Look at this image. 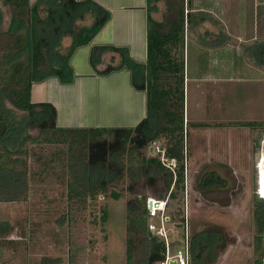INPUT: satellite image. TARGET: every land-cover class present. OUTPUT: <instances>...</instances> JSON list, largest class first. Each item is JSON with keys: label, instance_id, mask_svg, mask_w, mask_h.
Listing matches in <instances>:
<instances>
[{"label": "rangeland", "instance_id": "obj_1", "mask_svg": "<svg viewBox=\"0 0 264 264\" xmlns=\"http://www.w3.org/2000/svg\"><path fill=\"white\" fill-rule=\"evenodd\" d=\"M155 4L157 11L153 17L159 21L170 20L180 8L185 14L200 13L192 12L187 0H161ZM90 22L86 16L79 25L88 26ZM187 34L183 51L185 119L202 126L186 128L182 211H188L193 236L201 232L212 234L207 240L205 236L199 237L198 241L201 239L205 246L193 264H254L256 260L264 264V235L263 246L256 250L254 216L261 197L258 163L264 131L247 132L230 126L234 121L221 122L233 120L236 115L233 110H223L221 100L227 88L237 89L238 84L220 80L223 77L217 66L232 61L236 50L226 52L216 47L218 51L208 53L205 46L188 40ZM207 63L213 64V68H207ZM205 68L220 77H205ZM232 100L229 98L225 105L231 106ZM28 134L39 136L37 130ZM43 137L38 138L37 144L26 142L22 147L27 153L23 157L27 161L26 191L14 200L5 190L0 192V264H126L127 202L136 195H147L149 190L139 185L141 181L133 182L126 172L122 179L109 185L105 198L96 195L70 200L68 182L73 181L67 166L78 157L85 158L87 147L69 149L65 144L43 143ZM130 159L134 157L124 156L126 165H130ZM206 181L212 184L203 186ZM199 187H203L201 191L197 190ZM111 192L117 193L119 199H112ZM101 207L108 213L105 223L100 220ZM166 228L173 230L171 223ZM135 259H143L142 248L136 249Z\"/></svg>", "mask_w": 264, "mask_h": 264}, {"label": "trees", "instance_id": "obj_2", "mask_svg": "<svg viewBox=\"0 0 264 264\" xmlns=\"http://www.w3.org/2000/svg\"><path fill=\"white\" fill-rule=\"evenodd\" d=\"M16 1L23 15L26 3L24 0ZM146 1L151 11V4L160 0ZM41 3L48 5L49 16L42 19L39 8L34 7L32 29L27 28L28 25L27 29L22 28L26 25L22 22L21 27L16 29L18 36L14 46L3 57L4 73L3 81H0V192L5 190L8 197L14 200L15 196L26 191L27 161L23 157L27 153L22 151L26 142L37 144L38 138L43 135V143L65 144L69 149L87 147L85 158L78 157L76 162L67 166L73 181L68 182V199L96 195L105 198L109 185L122 179L126 172L133 182L141 181L139 185L149 192L143 196L136 195L133 201L127 202L125 261L126 264L160 262L164 258L165 246L147 229V198L166 201V213L171 223L183 221L186 128L202 126L185 119L184 32L188 22L191 23L196 16L204 20L205 14H185L180 8L170 20L160 22L148 15L145 64L134 62L126 50L123 52V66L131 73L132 87L146 94V117L135 128L59 129L55 126L56 113L51 105L30 103V84L48 77H56L61 83H71L73 72L69 58L77 47L91 43L109 20L110 14L91 0H40L37 6ZM187 6H191L188 0ZM88 14L92 18H89L90 25L76 31L75 21L83 15L88 17ZM64 34L74 39L66 55L57 49ZM92 49L103 51L105 47ZM92 55L93 52L90 55L93 62ZM6 100L12 104L11 109L7 107ZM230 126L264 131V123L257 121L236 122ZM36 129L41 135L34 137L28 134ZM154 144L160 147L166 159L174 162L171 167L163 165L160 155L149 153L148 148ZM129 148L131 153L127 152ZM125 155L134 157L127 160L130 165L125 164ZM19 167H24V171L18 170ZM206 182L203 186L212 184V181ZM110 197L119 199L115 192H111ZM259 202L254 212L258 233L255 236L256 250L263 246L264 235V199L260 198ZM100 213V220L105 223L108 216L106 208L101 207ZM1 228L3 225H0V234L3 233ZM139 247L142 248L143 259L136 260L135 252ZM202 251L201 239L197 243L192 241V262L198 260ZM254 264L262 263L256 260Z\"/></svg>", "mask_w": 264, "mask_h": 264}, {"label": "crops", "instance_id": "obj_3", "mask_svg": "<svg viewBox=\"0 0 264 264\" xmlns=\"http://www.w3.org/2000/svg\"><path fill=\"white\" fill-rule=\"evenodd\" d=\"M92 1L108 11L110 18L89 45L73 54V82L61 84L52 77L37 83L32 101L54 107L57 128H134L146 117L145 92L132 87L126 69L105 76L93 73L88 57L91 46L114 45L127 48L135 62L145 64L147 18L159 21L153 17L156 4H151L150 11L146 0ZM190 5L192 12L205 14V19L196 16L187 23L184 33L188 40L205 46L208 53L218 51L216 47L236 50L232 61L217 66L223 77L220 80L238 84L237 89L227 88L221 100V108L236 115L221 122H264V0H191ZM70 43L64 41L65 46ZM207 64V68L214 66ZM202 75L220 77L206 68ZM229 98H233L231 106H226Z\"/></svg>", "mask_w": 264, "mask_h": 264}, {"label": "flooded vegetation", "instance_id": "obj_4", "mask_svg": "<svg viewBox=\"0 0 264 264\" xmlns=\"http://www.w3.org/2000/svg\"><path fill=\"white\" fill-rule=\"evenodd\" d=\"M24 1L26 3V6L24 8V14L21 15L16 0H0V81H3V73H4V69H3L4 68V66H3L4 59H3V57L8 52V50L10 48H12L14 46V44H15V39L18 36V31L16 29L18 27H21V25H22L21 23L22 22L24 24H26L22 28H24V29H27V28L32 29V27H33L32 26L33 25V21H32V14L33 13H32V10H33L34 7L35 8H37V7L39 8L38 9L39 10V15H40V17L42 19H44L46 16L47 17L49 16L50 10H49V7H48L47 4L41 3L40 5L37 6V3L40 0H24ZM75 1L79 2V1H82V0H75ZM86 16L83 15L80 18V20L77 19L75 21L74 27H75L76 31H78L81 27L84 26V25L80 26L79 23L83 22L85 20ZM88 18H90L92 20V18L90 17V14H88ZM27 25H28V27H27ZM65 40L71 41L69 46L74 42L73 37L71 35H69V34H64V36L61 37L60 45L58 46L57 49H58V51H60V53H62V55H66V53L68 52V49H69V46H65L64 45V41ZM80 47H82V46L77 47L74 50V52L72 53L71 57L69 58V65H70V67L72 69V72H73V80H74V69L71 66L70 60H71L73 54L75 53V51L78 48H80ZM93 47H97L98 48V47H102V46H91V48H90L89 57H88V65H89L90 69L93 71V73H95L97 75H100V76H105V75L111 74L112 72L120 71L122 69L128 70L126 67L123 66V61H124V56H123L124 53L123 52L125 50L127 51L128 56L130 57V53H129L127 48L110 45V46H103V47H105V50H103V51H101L100 49H94L95 51H93V49H92ZM92 52H93V55H92L93 56L92 57L93 58V62L90 60V55H91ZM138 64H140V63H138ZM107 71H109V72L106 73ZM129 73H130V71H129ZM130 77H131V73H130ZM48 78H52V77H48ZM48 78H46V79H48ZM54 78H56V77H54ZM46 79H44V80H46ZM56 79H58V78H56ZM44 80L35 81V82H32L30 84V88H29L30 96H29V98H30V103L31 104H34V105L49 104L47 102H33L32 101V90H33L34 85L37 84V83H41ZM73 80H72V82H73ZM61 84H70V83H61ZM1 86H2V84L0 83V89H1ZM5 103H6L7 107H9L10 109L12 108V104L8 100H6ZM49 105H51V104H49ZM55 113H56V111H55ZM55 120H56V116H55ZM55 126H56V124H55ZM59 129H68V128H59ZM38 132H39V135H40L41 134L40 131H38ZM150 148H152V153L149 151ZM156 148H158L161 152L160 153H156V151H155ZM148 151H149V153L151 155H160L161 161H162L163 158H165L164 157V152L160 149L159 146H157L155 144L150 146L148 148ZM260 168H261V179H262V167H261V165H260ZM260 192L263 193V191L261 189V183H260ZM149 198L150 197L147 198V201H148ZM199 234H201V235H199ZM199 234H195L193 236L192 227H191V238H192V241H194L195 243H197V241H198L200 236H202V237L205 236L206 240L209 238L210 235L212 236L211 233H207V232H201ZM216 234H218V233H216ZM192 241H191V243H192ZM204 246L205 245L203 244V249H204ZM206 246H207V244H206ZM191 247H192V244H191Z\"/></svg>", "mask_w": 264, "mask_h": 264}, {"label": "built area", "instance_id": "obj_5", "mask_svg": "<svg viewBox=\"0 0 264 264\" xmlns=\"http://www.w3.org/2000/svg\"><path fill=\"white\" fill-rule=\"evenodd\" d=\"M155 151L156 153L161 152L158 148ZM162 163L166 167H171L174 162L163 158ZM149 203H151L150 206H148ZM147 217L148 231L162 240L165 246L163 260L153 264H170L171 262L175 264H193L191 224L188 211L185 210L183 221L171 223L166 213V201L149 198L147 201ZM154 221L158 223L156 224ZM168 223L172 224L173 230L166 228V224ZM178 226L180 227L178 228Z\"/></svg>", "mask_w": 264, "mask_h": 264}, {"label": "water", "instance_id": "obj_6", "mask_svg": "<svg viewBox=\"0 0 264 264\" xmlns=\"http://www.w3.org/2000/svg\"><path fill=\"white\" fill-rule=\"evenodd\" d=\"M259 147H260V151L259 154H261L264 157V138L259 142ZM149 151L152 153V148L149 149ZM259 157V155H258ZM258 161V158H257ZM259 184V183H258ZM258 188V187H257ZM261 189L264 192V169H263V175H262V179H261ZM257 195L258 194V189H257ZM262 199V198H261ZM151 203L148 204V206H150ZM180 226H178L179 228ZM170 264H175L174 262H171Z\"/></svg>", "mask_w": 264, "mask_h": 264}, {"label": "bare ground", "instance_id": "obj_7", "mask_svg": "<svg viewBox=\"0 0 264 264\" xmlns=\"http://www.w3.org/2000/svg\"><path fill=\"white\" fill-rule=\"evenodd\" d=\"M258 164H260L261 167H262V175H263V169H264V157H263L262 155L260 156V159H259V163H258ZM260 194H261V197L264 198V196H263L264 192H263V194H262V192H260Z\"/></svg>", "mask_w": 264, "mask_h": 264}, {"label": "clouds", "instance_id": "obj_8", "mask_svg": "<svg viewBox=\"0 0 264 264\" xmlns=\"http://www.w3.org/2000/svg\"><path fill=\"white\" fill-rule=\"evenodd\" d=\"M260 197V196H259ZM261 198V197H260ZM263 199V198H262Z\"/></svg>", "mask_w": 264, "mask_h": 264}]
</instances>
